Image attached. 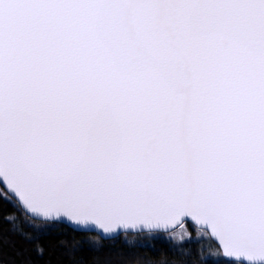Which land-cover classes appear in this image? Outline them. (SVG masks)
<instances>
[{
    "label": "snow or ice",
    "instance_id": "6c2138e0",
    "mask_svg": "<svg viewBox=\"0 0 264 264\" xmlns=\"http://www.w3.org/2000/svg\"><path fill=\"white\" fill-rule=\"evenodd\" d=\"M0 264H264V0H0Z\"/></svg>",
    "mask_w": 264,
    "mask_h": 264
},
{
    "label": "trees",
    "instance_id": "16d2710c",
    "mask_svg": "<svg viewBox=\"0 0 264 264\" xmlns=\"http://www.w3.org/2000/svg\"><path fill=\"white\" fill-rule=\"evenodd\" d=\"M152 243H155V244H156V251H157V252L162 253V252L166 251V247H167V246L162 245V244H160L159 242H152ZM148 254L151 255V252H149Z\"/></svg>",
    "mask_w": 264,
    "mask_h": 264
},
{
    "label": "rangeland",
    "instance_id": "374dc122",
    "mask_svg": "<svg viewBox=\"0 0 264 264\" xmlns=\"http://www.w3.org/2000/svg\"><path fill=\"white\" fill-rule=\"evenodd\" d=\"M178 242V241H177Z\"/></svg>",
    "mask_w": 264,
    "mask_h": 264
}]
</instances>
